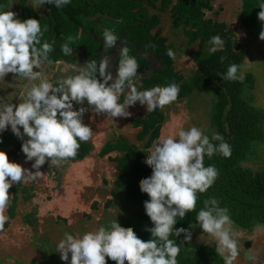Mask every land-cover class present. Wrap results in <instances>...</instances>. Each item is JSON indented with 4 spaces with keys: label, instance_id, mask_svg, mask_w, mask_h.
Masks as SVG:
<instances>
[{
    "label": "clouds",
    "instance_id": "clouds-1",
    "mask_svg": "<svg viewBox=\"0 0 264 264\" xmlns=\"http://www.w3.org/2000/svg\"><path fill=\"white\" fill-rule=\"evenodd\" d=\"M33 2L37 8L48 4L59 9L69 5L71 0ZM260 8L259 17L264 20V5ZM15 16L12 11H0V85H4L2 82L10 73L34 83L18 105L0 97V133L10 126L13 134L23 141L21 150L26 160H34L32 168L36 171L10 162L7 153L0 151V230L8 221L5 210L10 203L9 189L13 184L35 180L42 174L40 168L46 162L59 166L62 161L74 158L81 142H87L93 136L92 128L83 121L89 109H77L74 104L87 102L96 114H106L113 119L131 116L128 108L137 102L146 106L147 112H155L175 102L181 91L174 82L164 87L139 90L136 78L141 76L138 74L140 65L129 54L127 46L119 49L115 76L110 70V58L105 56L99 62L87 61L75 74H62L56 78L55 84L48 82L47 78L41 80L39 70L45 62L52 63L49 55L54 51L53 44L42 43L47 28H42L38 19L22 21ZM262 35L264 33L261 34V39H264ZM77 38L69 37L63 44L61 50L64 55L72 56L70 45ZM102 40L103 48L107 50L116 47L121 37L105 29ZM209 44V53L215 54L223 50L225 40L214 35ZM174 55L172 51L168 52L169 58ZM239 71V65L231 64L221 77L224 80H242ZM25 136L28 139L25 140ZM176 136L178 138L168 136L154 142L145 161L152 174L142 181L140 188L150 198L144 202V209L154 225L146 229L152 238L142 240L135 231L122 227L116 219L110 225L100 226L80 237L66 233L57 245L63 261H69L71 254L70 264H107L106 257L115 264H178L181 247L170 237H179L183 233L184 240L190 241L192 233L182 227L175 228V225L187 213L195 211L198 193L206 192L219 176L214 165H204V157L211 158L216 153L230 157L231 146L219 133H214L210 139L195 126L188 130L180 129ZM212 140L221 142L215 145ZM196 221L203 232L217 242L216 251L224 264H234L240 254V246L232 231L229 210L221 207L217 199L210 198L204 201ZM248 259L254 261L256 258L250 256Z\"/></svg>",
    "mask_w": 264,
    "mask_h": 264
},
{
    "label": "trees",
    "instance_id": "trees-1",
    "mask_svg": "<svg viewBox=\"0 0 264 264\" xmlns=\"http://www.w3.org/2000/svg\"><path fill=\"white\" fill-rule=\"evenodd\" d=\"M215 1L71 0L69 5L59 9L54 5L45 4L49 11L42 14L31 4V0H21L22 14L19 17L22 21L29 18L38 19L42 28H47L42 43L47 41L53 44L54 51L49 55L52 63L60 60L73 62L80 58L77 56L75 59L73 55L63 54L62 46L69 37H78L70 45L75 53L84 52L90 60L99 62L105 49L101 48L97 37H103L105 30L103 25L105 26L107 21L114 34L124 37V46L129 48V54L134 56L140 65L138 72H151L142 79V85L137 84L139 90L143 91L153 86L164 87L174 82L181 89L178 98L187 97L197 89L199 92L209 91L213 94L211 125L231 146V156L226 158L216 153L209 158L205 155V166L214 165L219 171V176L206 192L198 193L195 211L187 213L185 218L178 220L175 225V228L182 227L191 233L193 228L191 226L198 224L197 213L204 207V201L210 198L217 199L221 207H226L233 223L241 228L253 229L258 224H264V168L255 171L244 166V162L254 154L255 146L264 144V111L254 105L246 94L253 84V77L241 74L243 63L250 54L249 48L244 47L237 38L234 25L206 17L207 10H214ZM143 5L148 6L149 10H142ZM262 5L264 0H243L239 22L244 26H255L256 10L259 8L262 11L260 8ZM136 8L140 9L135 11ZM0 11L13 12L11 0H0ZM167 12L172 14L173 27L184 32L187 38L185 53L197 66L188 77L176 68L175 56L181 54L174 44L168 42L163 33V13ZM99 14H107V17H98L100 20L96 22L94 16ZM147 15L148 21L142 23ZM214 35H220L225 44L223 50L210 54L209 41ZM195 43H198V48L192 52L190 48ZM169 51L175 54L173 58H169ZM231 64L240 66L238 75L243 76L242 80L222 79L221 74L226 73ZM166 120L163 108L139 116L132 120V124L140 129L137 139L141 146L120 136L116 141L106 143L99 152L101 157L110 156L113 152L118 153L110 156L119 172L114 181L112 194L114 197L124 195L126 199L138 205V209H135L121 226L135 231L144 241L152 238L146 229L154 225L144 209V202L150 198L141 191L140 185L152 174V169L145 161L154 142L161 138ZM84 123L87 124L85 121ZM208 136L211 139L212 135ZM0 137H2L0 151L7 153L10 162L17 163L19 160L29 162L21 150L23 141L13 134L10 126L0 133ZM211 142L218 145L221 141ZM93 147L88 141L81 142L77 155L69 160L86 161L94 150ZM14 190L8 207L10 219L17 217L19 196L18 189ZM24 198L28 201L33 195L25 193ZM113 203L114 198H111L105 206L109 208ZM93 208H97V202L93 204ZM26 220L30 222V217L27 216ZM5 225L9 226L10 222L7 221ZM170 238L176 240L181 247L180 255L177 257L178 264H224L223 258L216 251V245L204 244L195 247L192 238L190 241L184 240L183 233L179 237ZM106 260L107 264H115L110 258L106 257ZM28 263L36 264V261Z\"/></svg>",
    "mask_w": 264,
    "mask_h": 264
},
{
    "label": "rangeland",
    "instance_id": "rangeland-1",
    "mask_svg": "<svg viewBox=\"0 0 264 264\" xmlns=\"http://www.w3.org/2000/svg\"><path fill=\"white\" fill-rule=\"evenodd\" d=\"M242 1L216 0L214 10L208 13V17L234 25L237 38L244 47L249 48L250 54L243 63L241 74H249L253 77V84L250 85L251 88H248L246 94L252 99L254 105L264 111V39H261V34L264 32V20L260 19L261 10L258 8L255 26L242 25L239 22ZM11 2L12 10L16 13L15 19H19L22 14L21 0H11ZM31 4L42 14L48 11L46 5L37 8L33 0ZM172 24L171 12L163 13V33L168 38V42L174 44L181 54L175 56L176 68L188 77L197 69V66L195 61L185 53L187 38L184 32L182 29H176ZM197 48L198 43H195L190 51L195 52ZM83 60L58 62L57 64L62 68L61 72L51 67L53 63L45 62L39 70L41 80L47 78L48 82L55 84L57 77L65 73L74 74V67L84 66L85 63L81 62ZM11 75L18 83L8 80ZM5 78L6 81L2 82L4 85H0L2 87L0 97H2L1 94H5L11 99L10 102L16 105L23 102L34 81L15 77V74ZM136 80L137 84L142 85L139 76ZM26 81H31L30 86L25 85ZM9 88L12 89L9 90ZM123 99L122 96L121 102ZM212 103L211 92H199L197 89L193 94L177 98L175 102L166 105L163 109H165L167 120L164 123L161 138L168 136L178 138L176 134L180 129L188 130L194 126L202 129L206 135L217 133L211 125ZM75 106L89 109L84 114L83 121L93 130V136L88 142L93 144L94 150L83 162H73L68 159L62 161L59 166L51 165L50 161L46 162L40 168L42 174L35 180L13 184L9 192L11 199L14 189H18L17 217L10 219L8 206L5 215L10 225H5L3 230H0V264H29L28 262L33 260L36 264H70L71 254H69V261H63L57 248L59 241L65 237L66 233L80 237L86 232L97 230L100 226H108L116 219L121 224L132 215L135 209H138V205L126 199L124 195L114 197L112 194L114 181L119 172L110 156L118 153L113 152L110 156L101 157L99 152L106 143L114 142L120 136L141 146V142L137 139L140 129L132 124V120L147 114L146 106H141L137 102L135 106L128 108V111L132 113L131 116L113 119L106 114H96L87 102L84 105ZM17 163L32 172L36 171L32 168L34 160L29 162L19 160ZM244 166L255 171L264 168V144L255 146L254 154L247 162H244ZM25 193L32 194L33 198L26 201ZM111 198H114V203L107 208L105 204ZM95 202H97L96 209L93 208ZM27 216L30 217V222L26 220ZM232 231L239 240L240 246V254L234 264H264V224H258L253 229H244L233 223ZM192 240L195 247L204 244L217 246L215 239L204 233L199 224H195L192 228ZM250 256L256 259L249 260Z\"/></svg>",
    "mask_w": 264,
    "mask_h": 264
},
{
    "label": "flooded vegetation",
    "instance_id": "flooded-vegetation-1",
    "mask_svg": "<svg viewBox=\"0 0 264 264\" xmlns=\"http://www.w3.org/2000/svg\"><path fill=\"white\" fill-rule=\"evenodd\" d=\"M48 8V7H47ZM140 8H136V10L135 11H137V10H139ZM141 9L142 10H145V11H148L149 10V8H148V6H145V5H143L142 7H141ZM49 11V10H48ZM48 11L46 12V13H48ZM209 12H213V11H210V10H207V18H208V13ZM98 17H107V14H99V15H96V16H94V19H95V21L96 22H98L100 19H98ZM145 19L144 20H142V23H146L147 21H148V18H149V16L147 15V16H145L144 17ZM93 19V18H92ZM108 22L106 21V25L104 26L103 25V28L104 29H111V28H109L108 27ZM112 30V29H111ZM102 38L103 37H100V36H98L97 37V39L100 41V43H101V48H103V40H102ZM121 41H123V43L121 44ZM121 41H118V43H117V45H116V47H114L113 48V50H109V49H107V50H105V51H103V56L102 57H105V56H108L109 58H110V70L112 71V73H113V75L115 76V74H116V71H117V68H118V66H117V61H118V58H119V49H120V47H123L124 45H125V39H124V37L122 38L121 37ZM104 49V48H103ZM110 52H109V51ZM75 52H74V50H73V58H77V56H80V59H77V61H79V60H81V59H84L83 61H81V62H84V63H86L87 61H89L90 59L87 57V54H85L84 52H81V51H76V53L74 54ZM58 62H63V60H60V61H58ZM57 62V63H58ZM74 62V61H73ZM56 63V64H57ZM154 65H155V62H154ZM145 73H148L149 74V72H146V71H142V72H140V75L141 76H139V78L142 80L144 77H146V75H148V74H145ZM151 73V72H150ZM138 78V77H137ZM9 81L10 80H12V81H14L15 82V78H13L12 77V75H11V78L10 79H8ZM15 83H18V81H16ZM20 85V84H19ZM6 86H8L7 84H6ZM12 89V88H11ZM10 88H9V90H11ZM14 91V90H13ZM1 96L2 97H4L5 98V101L6 102H10V101H8V99H7V97H6V95L5 94H1ZM20 100V99H19ZM11 103V102H10ZM13 103H15V102H13ZM24 139L26 140V139H28L26 136L24 137Z\"/></svg>",
    "mask_w": 264,
    "mask_h": 264
},
{
    "label": "crops",
    "instance_id": "crops-1",
    "mask_svg": "<svg viewBox=\"0 0 264 264\" xmlns=\"http://www.w3.org/2000/svg\"><path fill=\"white\" fill-rule=\"evenodd\" d=\"M51 67L54 68V69H56V70L59 71V72L62 71V68H60V65H58V64H56V63H53V64L51 65ZM80 70H81L80 67H78V66L74 67V71H75L74 74L77 73V72H79ZM63 72H64V71H63ZM10 74H11V73H10ZM10 74H8L6 77H8ZM5 79H6V78H5ZM5 79H4V81H6ZM29 83H31V81H26V82H25V85L28 87V86H30ZM26 86H25V87H26ZM74 106H75V105H74ZM75 107H76V106H75ZM77 109H78V108H77Z\"/></svg>",
    "mask_w": 264,
    "mask_h": 264
}]
</instances>
